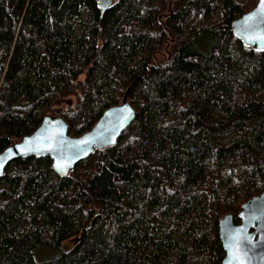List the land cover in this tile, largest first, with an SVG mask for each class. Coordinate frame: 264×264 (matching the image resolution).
Segmentation results:
<instances>
[{"label": "trees", "instance_id": "trees-1", "mask_svg": "<svg viewBox=\"0 0 264 264\" xmlns=\"http://www.w3.org/2000/svg\"><path fill=\"white\" fill-rule=\"evenodd\" d=\"M255 1L0 0V150L46 113L79 135L127 89L135 110L66 176L5 167L0 264L220 263L218 218L264 191V49L231 28Z\"/></svg>", "mask_w": 264, "mask_h": 264}, {"label": "water", "instance_id": "water-1", "mask_svg": "<svg viewBox=\"0 0 264 264\" xmlns=\"http://www.w3.org/2000/svg\"><path fill=\"white\" fill-rule=\"evenodd\" d=\"M95 1L101 14L113 4V0ZM231 28L244 45L264 49V0H256L233 19ZM127 91L120 103L106 107L95 123L79 135L68 133L67 122L60 114H44L34 130L0 150V178L11 161L31 156H48L53 170L66 176L95 150L114 145L135 116ZM237 217L235 222L228 212L217 220L224 251L219 264H264V191L245 200Z\"/></svg>", "mask_w": 264, "mask_h": 264}, {"label": "rangeland", "instance_id": "rangeland-1", "mask_svg": "<svg viewBox=\"0 0 264 264\" xmlns=\"http://www.w3.org/2000/svg\"><path fill=\"white\" fill-rule=\"evenodd\" d=\"M116 0H113V2H115ZM82 76H80V78H81ZM64 106H61V107H59V109L60 110H62V108H63ZM74 243H75V238H67V239H65V240H63L60 244H59V246H58V248L57 249H59V250H67V249H70L73 245H74ZM53 253V250L52 251H50L49 253H46L45 255H50V254H52ZM35 258H41L42 257V255H39L38 256V254L36 253V256H34Z\"/></svg>", "mask_w": 264, "mask_h": 264}]
</instances>
